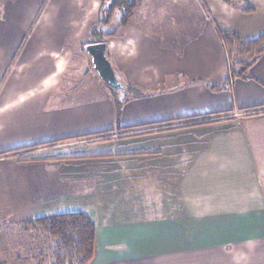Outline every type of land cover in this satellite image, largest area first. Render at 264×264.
<instances>
[{
	"label": "crops",
	"instance_id": "1",
	"mask_svg": "<svg viewBox=\"0 0 264 264\" xmlns=\"http://www.w3.org/2000/svg\"><path fill=\"white\" fill-rule=\"evenodd\" d=\"M0 1V154L30 159L0 158V242L10 225L84 211L97 228L91 264H264V55L248 79L206 85L227 75L219 30L264 35V0H249L252 14L221 0H141L107 40L123 86L113 93L58 80L72 69L64 41L96 0ZM194 116L211 123L175 129ZM129 127L147 135L118 131ZM147 194L158 200L149 210Z\"/></svg>",
	"mask_w": 264,
	"mask_h": 264
},
{
	"label": "trees",
	"instance_id": "2",
	"mask_svg": "<svg viewBox=\"0 0 264 264\" xmlns=\"http://www.w3.org/2000/svg\"><path fill=\"white\" fill-rule=\"evenodd\" d=\"M224 4L238 8L245 14H252L255 8L249 0H221ZM99 9L95 14V20L89 30V38L91 41L80 46L83 53L84 46L92 43H106L110 37H114L133 24L140 6L141 0H97ZM117 16L116 24L111 27L112 18ZM219 37L226 56L227 75L225 79L217 83H206L211 89L219 90L228 87L236 79H248L249 71L252 66L264 55V35H260L254 39H242L237 33L227 30H219ZM90 69L93 70L90 59H88ZM93 72H95L93 70ZM96 73V72H95ZM97 75V74H96ZM112 93L113 90L108 88ZM132 95L141 96L142 93L138 89H128ZM115 91V90H114ZM255 110V109H253ZM252 109L245 110L251 112ZM264 112H261V114ZM229 113L226 112L225 115ZM222 116V114H215ZM211 116H194L186 117L176 122L180 126L175 129L192 128L210 122ZM215 122H219L215 118ZM227 119V118H226ZM222 121V120H221ZM172 124L166 122V125ZM139 129V128H138ZM174 128H168L171 130ZM137 130L134 128L120 129V131L131 132ZM110 132L94 134L90 137H102L109 135ZM57 143H48L44 146L49 147ZM22 151L18 149L0 154V158H15L20 162L29 161L30 159L21 158ZM23 157V156H22ZM32 235L45 236L52 243V264H91L95 258L97 247V228L90 215L83 211H67L57 213L51 216L37 217L21 224ZM41 259L40 255L38 256ZM0 264H2L0 262Z\"/></svg>",
	"mask_w": 264,
	"mask_h": 264
},
{
	"label": "rangeland",
	"instance_id": "3",
	"mask_svg": "<svg viewBox=\"0 0 264 264\" xmlns=\"http://www.w3.org/2000/svg\"><path fill=\"white\" fill-rule=\"evenodd\" d=\"M3 3L4 2L0 1V7L2 6ZM148 7L149 10L148 13L146 14L148 18L147 22L152 23L153 17L156 18L158 12L156 6L150 5ZM78 16H79V12H78ZM94 20L95 18H91L87 20L89 23H86L85 18H80L78 20L79 23H76L72 31H70L67 39L64 41V47L67 49V52L69 53V58H68L69 65H71L72 69H70V66L64 68L61 72V75L58 77V80H71V81L86 80V82H90L92 80H100L97 77L96 73L93 72L92 69H90V64L88 61L89 58L80 49L81 45L91 41V38H89V30ZM116 22H117V16H114L112 18L111 27H113L116 24ZM72 26L73 24L71 25V28ZM120 31L122 33L124 30L121 29ZM150 36H154V35L150 34ZM16 59L17 56L16 57L14 56L12 60H10V63L7 67L10 68L11 65L15 63ZM0 64H4L3 59L0 60ZM2 77L0 81L3 80ZM41 77H42L41 73L33 75L34 80H39L41 79ZM129 128L137 129L143 134L146 133L145 131L146 127L144 128L138 127L139 129L137 127H129ZM137 130H133L131 131V133ZM109 135L103 136L101 137V139L109 140L110 139ZM96 138H92V139H96ZM175 154H178V152H175ZM174 185L175 184H166V193L170 191H174ZM156 197H157L156 195L147 194V196L143 198V201L144 203H146L148 210L151 209L152 206L151 202H158V200H155ZM4 236H5V241L4 239L3 241H1L4 243V249L0 250V262L2 264H52L51 254H52L53 243L49 238L45 236H34L21 224L10 225L9 227L5 228ZM39 255L41 259H39L38 257ZM96 255H97V247H96L95 258Z\"/></svg>",
	"mask_w": 264,
	"mask_h": 264
},
{
	"label": "water",
	"instance_id": "4",
	"mask_svg": "<svg viewBox=\"0 0 264 264\" xmlns=\"http://www.w3.org/2000/svg\"><path fill=\"white\" fill-rule=\"evenodd\" d=\"M86 56L90 59L92 68L98 78L112 90H122L123 86L117 80L114 70L107 58L106 43H92L84 46Z\"/></svg>",
	"mask_w": 264,
	"mask_h": 264
}]
</instances>
